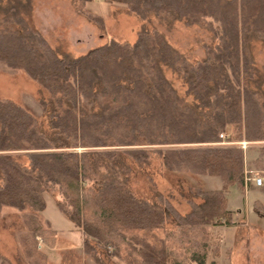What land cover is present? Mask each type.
I'll return each instance as SVG.
<instances>
[{
  "label": "trees",
  "instance_id": "1",
  "mask_svg": "<svg viewBox=\"0 0 264 264\" xmlns=\"http://www.w3.org/2000/svg\"><path fill=\"white\" fill-rule=\"evenodd\" d=\"M104 1L124 4L142 20L205 25L214 43L192 63L162 33L142 29L133 43L110 40L77 57L59 56L28 21L27 1L0 0V63L24 71L48 93L41 104L50 129L40 130L28 110L0 98V211L13 208L37 219L44 194H56L90 255L101 246L121 258V244L130 238L139 246L130 264H206L208 226L229 213L224 188L249 186L242 150L214 143L231 124L246 140L264 142V90L246 83L255 71L248 44H264V0ZM91 19L101 23L100 16ZM165 69L182 80L184 95ZM152 155L173 170L218 176L224 187L203 193L201 206L180 215L162 195L155 202L138 198L124 181L96 168V161L116 166L123 157L147 164ZM255 162L264 163V145ZM169 215L177 233L168 231L159 247L133 234L162 228ZM42 228L28 225L22 236L28 264H39L34 252L45 238Z\"/></svg>",
  "mask_w": 264,
  "mask_h": 264
},
{
  "label": "rangeland",
  "instance_id": "2",
  "mask_svg": "<svg viewBox=\"0 0 264 264\" xmlns=\"http://www.w3.org/2000/svg\"><path fill=\"white\" fill-rule=\"evenodd\" d=\"M7 1L3 0V3ZM24 1L29 6L28 21L59 56L77 57L110 40L133 43L142 29L162 33L168 43L192 63L205 56L206 45L214 43L205 25L189 26L182 20L165 22L154 16L142 20L128 12L127 6L121 3L93 0L81 5L77 0ZM88 14L100 16L101 23L91 19L93 16L88 17ZM248 51L255 71L253 78L246 80V83L253 89L260 87L264 90V44L251 40ZM165 74L179 94L184 95L182 80L169 69H165ZM48 96L24 71L0 63V98L12 100L28 110L35 117L39 129L49 133L48 116L41 104ZM239 132L236 125H226L220 131V141L214 144L236 146L242 150L245 182L249 186L229 184L224 188L225 209L229 213L208 226L206 264L212 261L216 264H264V163L258 165L255 162L264 142L248 141ZM242 142L246 144L244 148L240 146ZM121 164L114 166L99 160L96 161V168L102 175L114 174L124 181L138 198L155 202L157 195H162L180 215L201 206L203 193L224 187L218 176L173 170L164 166L155 155L150 157L147 164H139L129 157H123ZM257 175L263 178L261 186L254 184L253 178ZM81 193L83 199L89 195L86 188ZM44 198L45 209L38 213L37 219L25 217L13 208L5 207L0 211V255L11 264H28L22 236L27 232V226L34 224L41 225L45 232V238L39 237L35 245L34 257H38L39 264H130L128 259L137 256L133 249L139 246L130 238L121 244V258L112 255L110 247L97 246L93 255L86 253L83 243L85 236L58 209L55 202L57 195L44 194ZM87 203V208H91L90 201ZM175 229L174 218L169 215L162 228L151 232L137 230L133 234L144 236L148 242L159 247L166 233ZM174 247L177 251H184L181 247ZM135 264L142 263L135 261Z\"/></svg>",
  "mask_w": 264,
  "mask_h": 264
},
{
  "label": "built area",
  "instance_id": "3",
  "mask_svg": "<svg viewBox=\"0 0 264 264\" xmlns=\"http://www.w3.org/2000/svg\"><path fill=\"white\" fill-rule=\"evenodd\" d=\"M220 137L222 138L223 135L221 134ZM240 146H241L242 148H244V147L246 146V144H245L244 142H242V143H240ZM253 180H254V184H255L256 186H261V185H262L263 178H262L261 176L257 175V176H255V177L253 178Z\"/></svg>",
  "mask_w": 264,
  "mask_h": 264
}]
</instances>
